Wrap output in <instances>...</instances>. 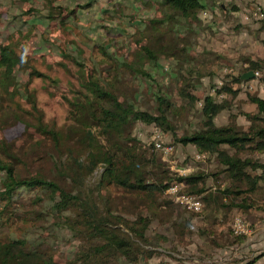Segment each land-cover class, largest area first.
Listing matches in <instances>:
<instances>
[{
    "label": "rangeland",
    "instance_id": "obj_1",
    "mask_svg": "<svg viewBox=\"0 0 264 264\" xmlns=\"http://www.w3.org/2000/svg\"><path fill=\"white\" fill-rule=\"evenodd\" d=\"M49 1L0 0V47L10 45L29 61V67L13 71L11 90H17V97L0 87V161L12 165L20 178L60 183L66 192L75 193L63 170L70 163L69 147L76 156L86 157L84 124L88 119L81 105L91 96L86 88L90 75L111 88L125 106L160 116L161 100L172 105L174 134L145 124H137L133 131L142 144L155 142L158 134L165 147H173L172 154L163 155L170 171L190 175L200 173L206 164L212 166L209 160H196L201 154L195 146L180 145L176 138L202 129L204 99L223 100L219 90L246 72L247 59H264V22L244 20L255 7L264 8V0H210L196 20L171 17L172 12L158 1L150 5L148 0H52L50 5ZM50 6L55 14L64 12L61 17L67 16L66 20L48 22L45 15L52 12ZM145 35L150 42L144 45L152 48L157 59L140 72L126 66L134 60L137 41ZM31 68L50 79L30 80ZM188 84L193 87L183 94ZM240 91L245 98L250 94ZM253 93L264 96L262 85ZM27 96L37 100V111ZM227 119L228 114H222L216 123L222 126ZM40 122L60 136L59 145L35 129ZM91 128L103 140L100 128ZM6 181V174L0 172V192ZM103 193L116 215L134 220L144 211L138 198L121 188L109 186ZM49 195L21 188L14 193L8 212L3 209L7 203L0 200V220L12 213L15 217L9 225L0 223V244L25 240L58 264H71L83 241L64 223L72 214L53 210L55 201ZM157 224L154 220L150 230Z\"/></svg>",
    "mask_w": 264,
    "mask_h": 264
},
{
    "label": "trees",
    "instance_id": "obj_2",
    "mask_svg": "<svg viewBox=\"0 0 264 264\" xmlns=\"http://www.w3.org/2000/svg\"><path fill=\"white\" fill-rule=\"evenodd\" d=\"M51 1L49 5L52 4ZM155 1L167 7L172 12L171 17L196 20L210 0H148V4ZM49 10L52 12L45 15L46 19L52 22L66 20L67 16L61 17L64 12L58 11L56 15L51 6ZM150 23L156 25L163 21ZM147 37L149 36L145 35L137 41L138 51L132 63L126 67L144 72L147 63L157 59L152 48L144 45L145 41H149ZM102 48L105 52V48ZM26 60L28 58L20 56L10 45L0 47V87L12 97L18 96L16 89L11 90L15 81L13 71L15 68L29 67V61ZM246 62L249 65L246 71L264 68V59H247ZM31 70L30 80L33 77L50 79L34 68ZM242 75L243 73L235 76L231 80L232 85L226 84L219 90L218 94L225 95L223 100L210 96L204 99L202 114L205 121L200 131L176 138L180 145L195 146L208 160H218L223 170L221 173L226 175L224 179L229 181L226 189L207 193L208 179L203 172L190 175L173 173L163 159L164 153L157 150L156 142L147 145L135 139L133 131L137 124L154 126L158 130L174 134L169 114L172 105L167 100H161V115L155 116L133 105L125 106L111 88L103 86L100 81L88 75L86 88L91 96H86V105H81L82 113L88 119L84 124L83 145L86 157L76 156L69 147L67 152L70 163L63 170V177L75 193L66 192L60 183L38 178H20L12 165L0 161V172L6 174L7 180L5 190L0 192L1 202L7 203L4 211L8 212L14 193L21 188L47 192L55 201L53 210L72 214L65 218L64 223L83 241L71 264H118L123 260L132 264L147 262L154 253L149 248L168 241L167 236L152 232L150 226L159 217L161 208L172 204V201L164 200V194L170 187L184 185L183 192L186 194L202 197V201L207 203H221L225 200L228 206L234 205L238 198L242 199L243 204L247 203V197L261 189L259 182L264 175V165L255 160L253 155L264 153V99L255 93L247 94V100L256 106L257 112L234 113V105L238 103L241 91L234 90L233 85L244 83L241 81ZM261 85L264 89V79ZM192 87L191 84L186 85L183 94ZM27 100L37 111V100L30 96H27ZM224 111L232 112L230 122L226 126H217L216 118ZM239 115H244L250 122L248 129L243 130L237 125ZM91 126L100 128L103 140L95 135ZM35 129L43 135L52 136L56 144H60V136L55 131L48 130L43 122ZM259 171H263L261 176L257 175ZM109 186L135 195L144 211L139 212L134 220L116 215L109 199L104 198L106 195L103 191ZM236 205L238 208L243 207L242 204ZM13 215L12 213L6 220H0V223L4 221L9 225L12 218H15ZM0 264L58 263L50 255L35 250L28 241L9 239L0 244Z\"/></svg>",
    "mask_w": 264,
    "mask_h": 264
},
{
    "label": "crops",
    "instance_id": "obj_3",
    "mask_svg": "<svg viewBox=\"0 0 264 264\" xmlns=\"http://www.w3.org/2000/svg\"><path fill=\"white\" fill-rule=\"evenodd\" d=\"M238 86L244 90L242 85H233V89L237 90ZM241 93L234 113L255 114L256 106L244 97L243 91ZM260 97L264 99V96ZM243 99H245L244 102L241 101ZM243 103L251 105L243 106ZM222 114H228V119L222 125L226 126L230 122L232 112L224 111L220 115ZM236 123L243 130L250 126V122L244 115H239ZM217 126L221 125L217 124ZM224 150L228 151L226 148ZM253 158L264 165V153L253 155ZM209 161L214 164L209 167L206 164L205 169H200V172H203L208 179L207 193L226 189L229 181L224 179L226 175L221 173L223 170L218 160L210 159ZM261 174L263 171L257 172V175L261 176ZM259 187L261 189L256 194L248 196L251 200L247 197L248 201L245 204L241 198L230 206L225 204V200L221 203L202 201L203 211L199 214L190 213L171 200L170 206L161 208V213L155 220L158 224L152 229V232L156 234L167 236L168 241L149 248L154 253L143 264H264V227L261 224L264 219V175L259 182ZM200 198L203 200L202 197ZM236 203L242 204L243 207L238 208ZM237 216H243L254 223L255 232L252 236L237 237L233 234L232 225ZM171 229L174 230L170 233Z\"/></svg>",
    "mask_w": 264,
    "mask_h": 264
},
{
    "label": "built area",
    "instance_id": "obj_4",
    "mask_svg": "<svg viewBox=\"0 0 264 264\" xmlns=\"http://www.w3.org/2000/svg\"><path fill=\"white\" fill-rule=\"evenodd\" d=\"M254 9V8H253ZM246 22L261 21L264 22V8L258 6L252 12H249L244 16ZM255 78L249 82H244L241 84L246 92L253 93L256 91L257 86L262 84V79H264V68L254 71ZM222 86V83H220ZM219 89V88H218ZM217 89V90H218ZM220 99L225 98L224 94L219 95ZM156 148L157 150L164 153L165 156L172 154L173 147H165L161 141V136L156 135ZM197 161L207 160V156L204 154L197 156ZM185 174V173H184ZM182 175V174H180ZM184 185H175L166 190L165 195L174 200L177 204L183 207L184 210L199 214L203 211V202L200 197L195 195L186 194L183 192ZM262 226L264 227V219L262 220ZM232 232L237 237H250L255 232L254 223L246 219L243 216H237L232 225Z\"/></svg>",
    "mask_w": 264,
    "mask_h": 264
},
{
    "label": "water",
    "instance_id": "obj_5",
    "mask_svg": "<svg viewBox=\"0 0 264 264\" xmlns=\"http://www.w3.org/2000/svg\"><path fill=\"white\" fill-rule=\"evenodd\" d=\"M254 78H255L254 71L251 70V71H249V72H247V73H244V74L242 75V77H241V81H242V82H248V81H251V80L254 79Z\"/></svg>",
    "mask_w": 264,
    "mask_h": 264
},
{
    "label": "clouds",
    "instance_id": "obj_6",
    "mask_svg": "<svg viewBox=\"0 0 264 264\" xmlns=\"http://www.w3.org/2000/svg\"><path fill=\"white\" fill-rule=\"evenodd\" d=\"M247 72H249V71H246L245 73H247ZM249 82V81H248Z\"/></svg>",
    "mask_w": 264,
    "mask_h": 264
}]
</instances>
